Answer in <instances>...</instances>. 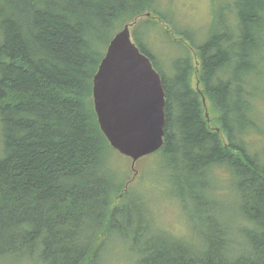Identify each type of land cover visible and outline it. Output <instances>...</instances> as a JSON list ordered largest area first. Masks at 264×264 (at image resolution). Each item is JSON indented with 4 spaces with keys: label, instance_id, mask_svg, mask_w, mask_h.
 I'll use <instances>...</instances> for the list:
<instances>
[{
    "label": "trees",
    "instance_id": "obj_1",
    "mask_svg": "<svg viewBox=\"0 0 264 264\" xmlns=\"http://www.w3.org/2000/svg\"><path fill=\"white\" fill-rule=\"evenodd\" d=\"M144 13L183 46L164 66L136 32L146 23L133 30L162 81L165 133L154 153L189 239L156 229L127 196L93 109L108 42ZM218 13L196 41L164 24L155 0H0V264H98L111 236L131 264H264V0H229ZM253 131L259 149L246 139ZM218 167L231 202L217 191Z\"/></svg>",
    "mask_w": 264,
    "mask_h": 264
},
{
    "label": "rangeland",
    "instance_id": "obj_2",
    "mask_svg": "<svg viewBox=\"0 0 264 264\" xmlns=\"http://www.w3.org/2000/svg\"><path fill=\"white\" fill-rule=\"evenodd\" d=\"M227 3L229 0H155L156 8L165 15L164 24L174 31L194 36L196 41L202 40L213 30L219 10ZM221 12L225 17H229L228 11ZM139 22H145L146 27L136 29ZM158 23L159 25H156L144 13L130 27V35L133 40L134 29L137 33H144L142 40L145 46L161 64L166 66L171 58L181 55L183 46L179 45V41L178 44L175 43L171 33L166 31V27ZM184 44L187 47L186 43ZM260 71L256 91V113L264 131V59ZM206 101L208 106L210 103ZM205 111L211 115V106ZM262 138L256 131L246 135L248 142H253L256 149L260 148ZM157 155L158 153H152L132 163L131 158L116 151L111 157L113 172L116 179L126 185L127 196L130 198L131 192L132 196L139 198L145 204L156 229L177 238L189 239L192 236L189 223L176 198L170 195L165 179L166 173L160 167ZM228 175L223 168L214 169L213 176L220 198L231 202L232 193ZM125 197L126 194L121 196L122 199L127 200ZM235 222H239L238 219ZM98 264H131L126 246L113 236L109 237L100 253Z\"/></svg>",
    "mask_w": 264,
    "mask_h": 264
},
{
    "label": "water",
    "instance_id": "obj_3",
    "mask_svg": "<svg viewBox=\"0 0 264 264\" xmlns=\"http://www.w3.org/2000/svg\"><path fill=\"white\" fill-rule=\"evenodd\" d=\"M92 90L99 127L112 147L132 161L163 144L164 91L150 59L130 39L129 26L106 49ZM121 77L107 87L102 81Z\"/></svg>",
    "mask_w": 264,
    "mask_h": 264
},
{
    "label": "bare ground",
    "instance_id": "obj_4",
    "mask_svg": "<svg viewBox=\"0 0 264 264\" xmlns=\"http://www.w3.org/2000/svg\"><path fill=\"white\" fill-rule=\"evenodd\" d=\"M148 14V13H147ZM136 20H137V18H135L132 22H128V23H126V24H124V25H122V27L116 32V33H118L120 30H122V28L125 26V25H128L129 26V32H131L130 31V27L136 22ZM115 33V34H116ZM115 34L112 36V38L115 36ZM111 38V39H112ZM110 39V40H111ZM130 39H131V35H130ZM132 40V39H131ZM133 41V40H132ZM110 42V41H109ZM109 42H108V45H109ZM134 42V41H133ZM108 45H107V47H108ZM107 47H106V49H107ZM138 47V46H137ZM106 49H105V52H104V54H103V57H105L106 55H105V53H106ZM138 50L141 52V50L138 48ZM142 53V52H141ZM143 54V53H142ZM145 55V54H144ZM147 56V55H146ZM102 57V58H103ZM148 57V56H147ZM149 58V57H148ZM150 59V58H149ZM102 60V59H101ZM151 61V60H150ZM101 62V61H100ZM100 64V63H99ZM99 66V65H98ZM97 70H98V67H97ZM97 70H96V72H97ZM96 72H95V74H96ZM94 74V75H95ZM159 76H160V74H159ZM120 78L121 77H115V78H113V79H110V80H104V81H102V85L103 86H108L110 83H119L120 82ZM160 81H161V78H160ZM161 84H162V81H161ZM94 85H95V76H93L92 77V90H93V88H94ZM162 88H163V86H162ZM164 91V90H163ZM163 101H164V103L166 102V97H165V93H164V96H163ZM92 102H93V94H92ZM164 107H165V104H164ZM93 109H94V102H93ZM94 112H95V110H94ZM96 114V113H95ZM163 116H164V118H165V112L163 113ZM96 117H97V115H96ZM97 122H98V120H97ZM99 125V124H98ZM164 125H165V123H164ZM100 128V127H99ZM101 130V129H100ZM163 130H164V126H163ZM102 132V131H101ZM103 133V132H102ZM165 133V132H164ZM105 136V135H104ZM105 138H106V136H105ZM107 139V138H106ZM107 141L109 142V140L107 139ZM163 142H164V134H163ZM109 145L111 146V144H110V142H109ZM163 145V144H162ZM162 145H161V147H162ZM112 147V146H111ZM160 147V148H161ZM114 150H116L118 153H120L117 149H115L114 147H112ZM160 148H158L157 150H159ZM157 150H155L154 152H156ZM154 152H152V153H154ZM152 153H150V154H152ZM120 154H122V153H120ZM122 155H124V154H122ZM149 155V154H148ZM124 156H126V155H124ZM145 156H147V155H145ZM127 157H129V156H127ZM142 157H144V156H142ZM142 157H140V158H142ZM130 158V157H129ZM140 158H138V159H140ZM137 159V160H138ZM132 160V159H131ZM136 160V161H137ZM136 161H132V163H135ZM214 168V167H213ZM219 168V167H218ZM229 170V169H228ZM124 189H126V186H124ZM122 194V193H121Z\"/></svg>",
    "mask_w": 264,
    "mask_h": 264
}]
</instances>
